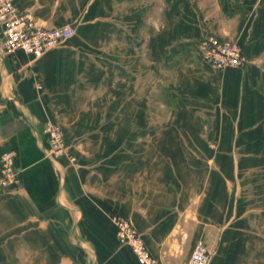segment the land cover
<instances>
[{"label": "crops", "instance_id": "crops-1", "mask_svg": "<svg viewBox=\"0 0 264 264\" xmlns=\"http://www.w3.org/2000/svg\"><path fill=\"white\" fill-rule=\"evenodd\" d=\"M74 35L40 57L0 29V264H138L113 215L165 264H264V0H16ZM210 35L243 67H211ZM38 83L42 89H38ZM58 122L67 154L48 155Z\"/></svg>", "mask_w": 264, "mask_h": 264}, {"label": "built area", "instance_id": "built-area-1", "mask_svg": "<svg viewBox=\"0 0 264 264\" xmlns=\"http://www.w3.org/2000/svg\"><path fill=\"white\" fill-rule=\"evenodd\" d=\"M0 29L5 54L21 51L35 57L63 45L75 33V27L71 24L57 27L39 25L30 11L19 9L16 0H0ZM198 50L201 58L214 68L243 67L247 61L239 41L225 40L215 35L200 41ZM37 87L42 89V84L38 83ZM44 132L47 136L49 156L67 155L72 161H76L74 155L67 154L65 132L58 122L47 119ZM17 179L15 153L6 151L0 166V186L6 187ZM111 219L116 226L119 243L131 249L138 264H165L151 252L143 235L129 218L113 215ZM211 253L209 240L205 235H201L195 242L186 264H208Z\"/></svg>", "mask_w": 264, "mask_h": 264}]
</instances>
